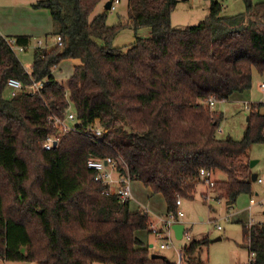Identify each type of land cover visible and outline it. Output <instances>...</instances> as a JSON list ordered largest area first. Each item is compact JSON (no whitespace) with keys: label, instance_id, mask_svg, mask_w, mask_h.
<instances>
[{"label":"trees","instance_id":"trees-1","mask_svg":"<svg viewBox=\"0 0 264 264\" xmlns=\"http://www.w3.org/2000/svg\"><path fill=\"white\" fill-rule=\"evenodd\" d=\"M179 1L128 0L134 29L150 33L123 48L112 40L124 24L110 25L109 9L92 17L107 0H39L34 6L51 11L50 35L62 43L37 48L31 71L0 35V259L151 264L136 231L165 233L147 208L132 211V198L106 192L88 165L91 156L114 158L121 177L129 174L152 195L162 194L175 220L178 198L195 196L203 168L227 174L214 190L228 204L243 193L252 196L256 181L247 152L264 142L262 103L248 104L246 131L235 139L218 136L224 113L203 101L212 95L227 100L252 87L254 69L264 73V0H244L245 10L235 14H223L224 4L210 0L208 18L186 28L172 24ZM15 38L27 47L33 41ZM64 59L78 60L68 86L52 71ZM11 77L25 85L49 82L41 93L24 87L7 98ZM68 111L81 125L58 135L54 115ZM97 124L106 131L95 140L88 127ZM52 134L59 142L46 149ZM243 232L252 264H264V222L246 223ZM208 241L204 236L182 247L184 262L196 259Z\"/></svg>","mask_w":264,"mask_h":264},{"label":"rangeland","instance_id":"rangeland-1","mask_svg":"<svg viewBox=\"0 0 264 264\" xmlns=\"http://www.w3.org/2000/svg\"><path fill=\"white\" fill-rule=\"evenodd\" d=\"M224 4L223 14H235L245 10L246 4L244 0H219ZM210 0H180L172 13V24L177 28H186L196 25L203 20H206L210 14ZM128 0H121L115 10H109L108 23L110 25H118L120 22L124 26L120 29L117 35L112 40V45L115 47L127 48L135 42L137 36L146 37L149 35V28L142 27L137 31L127 14ZM106 10L105 3L97 5L92 17ZM52 33V32H50ZM49 43L56 44L55 37L49 34ZM7 38V36H6ZM32 44L26 50H18L17 55L28 71H31L34 62L35 53L37 50V41L40 39L46 40L47 36L32 35ZM74 60V59H73ZM76 60V59H75ZM74 61L64 59L59 63V66L54 69L56 79L68 86V83L74 72ZM264 82V73L254 69L253 85L251 88L244 91L233 93L229 99L218 101L214 106L224 113V120L221 125V131H218V136L221 138L233 137L240 139L244 135L250 114V109L245 107L244 102L262 103L261 111L264 113V90L261 88V83ZM4 95L7 98H12L11 90L6 88ZM203 104L208 107L207 99ZM247 156L251 160H257L253 166V171L259 174H264V142H257L248 148ZM38 165H33V169H37ZM216 180L223 179L219 173L215 174ZM217 182V181H216ZM256 187L261 189V186L254 182ZM132 191L135 200L130 202L132 211H137L141 207L147 208L151 214L155 224L165 235H160L153 230L139 229L136 231L137 237L144 242V245L150 250L157 249L151 244L158 242H169L166 239L167 229L165 222L160 219H172L171 214H168L167 203L162 194H151V191L140 180L131 181ZM215 186L210 187L205 182L198 184L196 189L195 199L183 198V209L185 210L184 220L191 234L199 239L202 237L208 238V243L202 247L196 259L185 258L186 264H248L251 261V253L244 245L243 225L248 223L251 218V213L248 209L250 195L247 193L241 194L236 203L230 206L227 201L222 198L218 199L215 192ZM230 218L227 220V216ZM180 217L179 219H181ZM253 223L264 222V207L256 206L253 208ZM222 225V229L219 228ZM172 234L171 245L167 249L161 250V254L167 253L171 259L178 260V250L190 243L186 238H177L175 233ZM169 236V235H168ZM222 237L221 239H216ZM158 251V250H157ZM164 255V254H163ZM0 264H37L35 261H5L0 259ZM103 264V263H96ZM254 264V263H253Z\"/></svg>","mask_w":264,"mask_h":264},{"label":"built area","instance_id":"built-area-1","mask_svg":"<svg viewBox=\"0 0 264 264\" xmlns=\"http://www.w3.org/2000/svg\"><path fill=\"white\" fill-rule=\"evenodd\" d=\"M121 2V0H113L112 2V10H115L117 8V5ZM56 43L61 44L62 43V37L60 35L55 37ZM8 44L10 47L17 53L18 50H26L28 49L27 46L19 45L16 42L15 37H7ZM50 43L46 42L43 39H40L37 41V48H45L48 47ZM58 67L57 64L53 66V70ZM49 82L48 79H42V80H36L33 79L32 82L28 85H25L22 80L11 77L8 80V87L11 90V95L15 96L20 89L27 87V91L29 94H36L41 93L42 89L47 85ZM261 88L264 90V82L261 83ZM207 103L209 106L214 107L217 103V100L215 96H210L207 99ZM78 115L75 111H68L63 116L54 115V121L55 125L58 129V135L59 134H65L70 131L78 130L80 123L77 124ZM90 131H88V134L95 133L98 137H95V140H97L105 131L106 129H103L99 124L95 126L88 127ZM87 129V130H88ZM221 131V127L219 128ZM52 134L48 136L47 140L44 143V146L46 149H51L55 147L54 142L57 141V144L59 142V136ZM88 165L90 168L94 169L97 172L96 179L103 182V184L107 185L106 192L107 193H116L118 194L119 198L121 200H126L127 198H133V191L131 187V178L130 175H126L121 177V174H124L120 171L117 165V161L112 157L107 158H98L91 156L88 159ZM215 173L208 169H201L200 172V179L202 182H205L208 186L213 187L216 184L215 179ZM256 183L261 186V190H255L252 196L250 197V206H261L264 207V174H259L256 180ZM178 204L181 206L182 204V197H179L177 200ZM179 217H182L184 215V211L182 208H179L178 210ZM172 219H166L167 222L171 223L173 220H175L174 215L171 214ZM178 221V220H177ZM249 226L252 225L253 220L248 222ZM219 228L222 229V225H219ZM184 236H186L189 240H191V235L185 231ZM168 243H161L157 246L159 248H165L168 246ZM251 261L248 264H252V260L254 258V253H251ZM152 262L151 264H166L165 261L161 258H151ZM178 264H184V255L183 251H179V258H178Z\"/></svg>","mask_w":264,"mask_h":264},{"label":"crops","instance_id":"crops-1","mask_svg":"<svg viewBox=\"0 0 264 264\" xmlns=\"http://www.w3.org/2000/svg\"><path fill=\"white\" fill-rule=\"evenodd\" d=\"M38 1L39 0H0V35L7 36V37H15L17 35H29V36H32V35H40L41 36V35H43V36H48L49 34H51L50 32H52L54 29V22H53V17H52L51 11L48 8L35 7L34 4H36ZM70 60L74 61L73 64L75 67V65L78 63V60H75V59L74 60L70 59ZM53 74H54V71H53ZM249 103L250 102L245 101L244 102L245 107H248ZM217 110H219V109H217ZM250 161H251V159H250ZM256 163H257V161H256ZM253 166L251 168H253ZM214 173L215 174L219 173L220 175H222L223 179H221V180H223V181H225L227 179V174L223 171L218 170ZM253 173H255V172L253 171ZM197 187H198V185H197ZM254 188H255V190L256 189L258 190V188L256 187L255 184H254ZM261 189L259 187V190H261ZM195 194H196V192H195ZM217 198L222 199L219 197H217ZM132 199L135 200L134 194H133ZM185 199H188V198H185ZM190 199L191 200L195 199V196L193 198H190ZM182 206H183V198H182V204L180 206V208L183 209ZM230 206H232V205H230ZM255 207L256 206L251 207L250 202H249L248 209L251 213V218H250L249 222L252 221V219H254L253 218V208H255ZM183 211H184V215L178 221L173 220L171 223H169L166 221L167 217L166 218L161 217V219H160L162 222H165L166 229L168 230L167 233L169 236L167 235L168 238L167 237H165V238L168 240H171V243L165 242V243L169 244L168 246H166L165 248H159L157 246L158 244H161L164 242H158L156 244H151V246H154L158 250V251L157 250L154 251V250H150L148 247H146L144 245V242L141 240L143 242L142 243L143 247L148 248L151 255L158 254V255H160V258L167 257L172 262H178V260L171 259L167 253H163L164 255L161 254V250L167 249L171 245H175V243L172 242L173 237L171 234V233H175L173 228H172V225L175 222H183V223H185V225H187L186 224L187 222L184 220L185 210L183 209ZM228 218H230V214H228L227 220H228ZM153 221L155 223L154 219H153ZM185 231H187L191 235V240L199 239L197 236L194 237L191 234V232L189 231V228H187V226H186ZM160 235H165V234H160ZM182 238H186V240H189L186 236H183ZM180 250H182V248H180L178 250V252ZM178 258H179V256H178ZM184 264H186V263L184 262Z\"/></svg>","mask_w":264,"mask_h":264},{"label":"water","instance_id":"water-1","mask_svg":"<svg viewBox=\"0 0 264 264\" xmlns=\"http://www.w3.org/2000/svg\"><path fill=\"white\" fill-rule=\"evenodd\" d=\"M112 2H113V0H107V2L105 3V8L111 10ZM248 119H249V118H248ZM54 144H55V146H57V141H55ZM256 161H257V160H251V161H250V166L252 167L253 165H255ZM258 175H259V174H258L257 172L253 173V175H252V180H253V181H256ZM172 228H173V230H174V232H175V236H176L177 238H182V237L184 236V233H185V230H186V225H185V223H183V222H175V223L172 225ZM216 239H221V237H218V238H216ZM152 258H160V255H158V254H153V255H152Z\"/></svg>","mask_w":264,"mask_h":264}]
</instances>
